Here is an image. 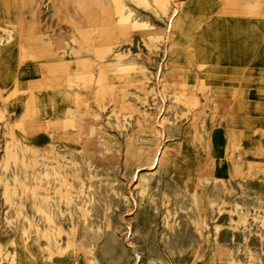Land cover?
<instances>
[{"label": "rangeland", "instance_id": "1", "mask_svg": "<svg viewBox=\"0 0 264 264\" xmlns=\"http://www.w3.org/2000/svg\"><path fill=\"white\" fill-rule=\"evenodd\" d=\"M30 1L0 0V73L21 74L25 78L33 75L25 71L35 69L36 59L22 49L21 34L10 20L23 18L26 24L38 26L39 36L49 39L50 56L44 59L47 67L72 70L70 74L65 70L47 74L51 81L42 74L41 89L50 96L49 106L71 107L66 97L72 90L84 86L80 81V87L73 83V89L68 80L79 73L77 70H82L80 62L95 71V81L107 74L108 84L118 99L102 106L91 100L90 122L85 133H79L73 124L27 132L17 125L16 117L7 107H0V140L3 139L0 141L3 143L0 144V264H19L18 248L23 251L22 264H57L66 255L72 264H264V176L245 179L241 175L234 177L230 172L236 159L243 164L264 161L257 151L259 142L250 135L244 139L243 134L235 140L233 151L226 158L228 177L207 180L209 200L200 208L194 193L177 184L175 158L168 156L148 167L130 158L131 150L156 148L161 139L154 130L139 129L135 112L126 114L119 107L120 101H130L151 116L162 113L167 131L163 147L177 149L182 157L192 151L184 131L195 125L204 136L201 154H211V138L216 131L206 122L209 90L201 78L202 67L198 63L193 71L184 74L193 89L192 100L177 99L170 93L164 109L154 89L156 63L148 65L149 77L142 83L140 78L126 75L113 60L149 52L156 59H163L168 36L163 8L166 2L187 4L188 11L195 14L198 20L195 41L203 51L211 40L214 0H107L111 24L105 39L98 36L102 27L99 23L80 15L81 32L89 38L83 54L75 41L79 33L62 25L61 0H36L35 7ZM70 10L78 12V7L72 5ZM62 31L66 35L54 44L52 39ZM169 59L170 54L165 57V65ZM1 102L0 98V105ZM68 112L66 115L70 116ZM220 128L229 130L226 119L221 121ZM81 251L86 256L78 258Z\"/></svg>", "mask_w": 264, "mask_h": 264}, {"label": "bare ground", "instance_id": "2", "mask_svg": "<svg viewBox=\"0 0 264 264\" xmlns=\"http://www.w3.org/2000/svg\"><path fill=\"white\" fill-rule=\"evenodd\" d=\"M30 3H31V6H34L36 3V0H31ZM60 3L62 5L61 7L62 12L60 13L59 17L61 18L62 25L66 26L67 28L72 27L77 31V33H79L76 35L75 41L77 45L79 46L80 52L82 54L85 52V48H86V45L88 44L89 38L86 35V33L81 32L83 28L82 27L83 20L80 17L81 13L89 21H92L94 23H99L102 26L100 29L99 35H98L99 38L105 39L108 36L110 32L109 25L111 24V16H110L111 10H110V7L108 5L109 3L107 0H61ZM72 5H76L78 7V12H73L70 10ZM186 5L187 4L181 5L179 3H167V2L163 3V8H164L165 16H166L165 30L168 33V36L166 39V44L164 47L162 60L156 59V57L152 53L149 52L143 55L131 56L129 58H124V59L116 58L115 60H113V62L117 63L118 66L122 70H124L125 73H127L126 75L128 76L133 75L135 77H138L140 78L142 83L146 81V79L149 77V74L147 72L148 65L151 63H156L155 75H154V89L160 101L161 108H164V109L167 104L170 93L173 95L174 98H177V99L185 97L188 99V101L192 100L193 89L191 85L189 84L188 80L186 79V77L184 76V74L185 72H188V70L193 71L196 63H198L202 67L201 78L209 90L208 98L206 99V105H205L209 111L208 119L206 120V122L207 124L212 125V127H214V130L216 131L215 133H213V136L211 138L212 149H211V154L208 156L202 155L200 152V146L204 142V136L200 133V131L196 128L195 125H192L186 131H184L185 132L184 134L186 138L189 140L190 146L192 147L191 148L192 151L189 152L188 154H185L182 157L181 153L177 149L173 148L171 150L170 149L168 150L163 147L164 140L167 137V131H166V126L162 119V113H159L158 116L157 115L151 116L145 112L140 111L137 108V105L130 101H120L119 103V107L122 110V112L126 114H132L133 112L136 113V123L140 130H145V131H150V132L154 130V132H156L159 138L161 139V144L157 146L156 148L140 149L138 151L131 150L129 152L130 158H132L133 161L144 162V165L142 166H145V167H148L149 165L153 166L157 164L160 160H164L165 157H168V156L175 158L176 159L177 184L181 186L182 188L193 192L194 197L198 203V206L202 208L207 204L209 200V195L205 188L207 184L206 183L207 180L211 178L220 177L224 179L225 177H228L227 175H229V168H228L226 158L233 151L232 144L235 142V140L238 139L240 135L243 134L244 139L249 138V135H250L252 139H255L257 142H259L257 151L262 156V158L260 157V159L264 158V0H214V4H213L214 18H213L212 24L210 25L211 26L210 28L211 40H210V43L208 44V48L206 47L203 51L198 46V43L195 41V32H196L198 20L192 11H188L189 8ZM121 16L122 18L126 17L123 12H121ZM10 20L15 22L16 29L21 34L22 49L36 59L37 65L35 66V69L25 71V72L30 71L33 74L31 75L32 77L27 76L28 78H25L21 74H19L18 76H12V75H8L7 73H4L3 71L2 73H0V98L2 99L0 107H7L8 111L11 112V114L16 117L17 125L21 126L27 132H36L42 128L54 129V128L64 127V126L73 124L79 133H85L88 128V124L90 122L88 111H89V108L91 107V100L94 99L97 105L102 106L108 102L118 99V95L114 93V89L108 84V75L103 74L100 78H98V80L95 81L96 79L95 71L89 68L85 62H80L82 66V70H77V72L79 73L73 79L70 78L68 80L71 83L70 87L73 89H74L73 83L79 84V87H80V81L83 82L84 86H81L79 90H76V91L72 90V92L66 97L67 102L71 107H63L64 106L63 104H60L59 107L49 106L48 104L50 101V96L41 89V86L44 83V80H43L44 78H42V76L46 75L45 78L49 80L50 78H48L47 74H58L62 70L63 72L65 70L66 74H70L72 70H70L69 68L65 69V68H60V67L59 68L58 67L57 68L47 67L46 65L47 63L44 59L50 56L49 53L47 52V49L49 47L48 45L49 39L46 37L39 36L38 26L26 24L23 18L21 19L11 18ZM65 35L66 33L62 31V33L59 34L58 37H55L52 39L53 43L57 44L59 40H62ZM168 54H170V59L165 65V57L168 56ZM137 68H140L139 69L140 71H137L138 70ZM84 87H86L87 91L85 90ZM66 110L69 111L68 113L71 114L70 116L66 115ZM224 119H226V122L228 124V129H229L228 131L227 130L225 131V129L221 130L220 128L221 121H223ZM109 131L110 130H108V132ZM90 152H91V149H90ZM89 156H92V155H89ZM263 162L259 161V162H249L248 164H243L240 159H236V160H233L232 168L230 172L232 173L234 177L241 175L245 179H251L258 175L264 176V163ZM140 167L141 166H138L137 168H140ZM74 169L75 168H73V170ZM17 170H18V167H17ZM17 170L16 169L14 170L15 173H17L16 172ZM139 170L140 169L136 170V173H138ZM147 174L149 175V173ZM110 179L111 178H108V180ZM153 181H151V183ZM12 184L14 183L12 182ZM92 190L93 189H91V191ZM121 190L123 189L121 188ZM128 191L129 193H131L130 190ZM220 195H223V193ZM233 199L234 198H232V200ZM251 202H255V201L251 200ZM142 205L145 206V204H142ZM95 209H96V205H95ZM25 213L26 212H24V214ZM133 216H135V214ZM127 224L131 226L130 222ZM17 226H18V223H17ZM132 226H133V223H132ZM104 227L105 226H103V228ZM122 228L120 230H122ZM190 230H188V233ZM230 232H231V229H230ZM189 236L187 237L191 238ZM257 237H259V235ZM193 238H195L194 235H193ZM193 243L195 242L193 241ZM208 244L210 245L209 242ZM221 246H224V245H221ZM172 248L173 247H171V249ZM116 249L118 248H115V250ZM124 249H127V248H124ZM153 249L155 248L153 247ZM180 250H182V248ZM16 256H17V260L19 264H22L21 262L23 261L22 260L23 251L20 248L17 249ZM78 256H79L78 258H81L83 256L85 257L86 253L81 251L78 254ZM243 256L245 255L243 254ZM164 260L165 259L163 258V261ZM71 261L72 260L70 259V256L66 255L57 264H72Z\"/></svg>", "mask_w": 264, "mask_h": 264}]
</instances>
